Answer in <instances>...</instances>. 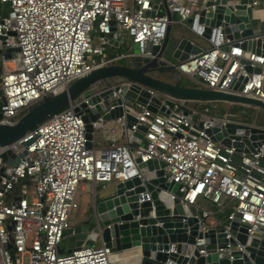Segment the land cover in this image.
<instances>
[{
    "label": "built area",
    "instance_id": "1",
    "mask_svg": "<svg viewBox=\"0 0 264 264\" xmlns=\"http://www.w3.org/2000/svg\"><path fill=\"white\" fill-rule=\"evenodd\" d=\"M206 2L166 0L170 18L161 9L164 0H0V48L18 49L12 59L2 57L0 123L16 120L19 112L44 95L56 94L96 67L122 58H153L148 47L161 46L173 24L183 26L202 48L177 62L175 69L182 78L194 86L264 100V48L259 53L244 48V39L228 36L222 25L211 26L207 32L208 25L201 20L202 11L208 12ZM260 4L253 0L254 9ZM111 21L118 34L117 47L130 41L123 52L106 51L116 47L109 43ZM95 27L101 43L93 46L90 32ZM243 60L260 71H248ZM236 85L242 89L234 90ZM79 105L80 100L36 126L24 139L0 149V153L14 152L23 140L35 137L16 165L0 157V264H115L114 254L103 243L66 253L60 251V244L64 231L73 225L71 212L79 207L80 182L104 185L141 176L138 157L143 162L157 158L165 163V180L178 183L181 201L202 210L199 232L216 228L235 239V244L229 242L217 252L249 254L237 240L239 230H231L236 218L239 227L246 228L248 240L262 242L264 147L256 153H239L215 140L210 124L221 121L219 133L228 123L246 124L236 113L206 111L175 99L168 105V114L136 106L130 111L138 122L131 129L136 131L138 124L147 126L144 146L127 135L125 117L108 121L100 117L92 122L94 134L103 132L105 141L111 143L96 146L93 138L92 147H87V112L76 110ZM202 200H212L217 210L203 208ZM230 207L224 219L217 218L216 213ZM11 236L13 255L7 248ZM196 247L200 255H207L204 238L196 239ZM174 252L176 245L171 244L169 253ZM165 264L175 262L168 258Z\"/></svg>",
    "mask_w": 264,
    "mask_h": 264
},
{
    "label": "water",
    "instance_id": "2",
    "mask_svg": "<svg viewBox=\"0 0 264 264\" xmlns=\"http://www.w3.org/2000/svg\"><path fill=\"white\" fill-rule=\"evenodd\" d=\"M206 6L208 12L202 11L201 20L208 25L207 32L211 31V26L222 25L228 36L244 39V48L257 53L264 48V30H256L253 26V0L230 3L228 0H207ZM161 9L171 18L166 0ZM111 30L109 43L117 47L118 34L114 21H111ZM170 32L171 26L168 27L161 46L148 47L155 55L153 58H122L114 64L96 67L56 94L44 95L19 112L16 120L0 123V149L24 139L36 126L79 100L80 105L76 110L84 109L87 112L84 115L87 147L93 145L92 122L100 117L105 121L125 117L127 135L135 144L144 146L147 126L138 124L136 131L131 129L138 122L130 111L136 106L145 107L153 113L168 114L171 111L168 105L172 106L175 99L192 103L236 105L241 107L243 113L247 109L264 112V100L258 98L179 84L183 78L175 69L177 62L202 51V48L189 34L177 39L170 38ZM133 48L138 52L137 43H134ZM17 51L18 49L0 48V83L4 69L2 57L12 59ZM243 62L248 71H260L259 67L251 68L248 60ZM233 88L241 90L242 85ZM205 110L209 111V108ZM215 113L218 111L215 110ZM196 120L195 114L193 121ZM210 124L214 125L212 130L216 132L213 138L223 145L235 147L239 153H256L264 147V128L260 126L228 123L223 127L224 132L219 133L222 122L215 120ZM34 140L35 137L23 140L17 150L12 152L8 149L0 153V157L8 164L16 165L27 153L26 147ZM136 162L141 176L114 183L113 195L96 197L90 208L91 213L64 231L63 239L68 241L69 252L82 245L93 246L99 240L113 254L140 249V264H165L168 258L175 264H264V235L261 243L257 238L248 240L246 228L239 227V218H236L230 225L231 230H239L237 240L246 245L249 254L241 250H233L231 254L217 252V248L226 247L229 242L235 244V239H228L227 232L217 231L216 228L199 232L200 220L203 219L202 210L198 211L196 206L181 201L182 193L178 189V183L165 180L163 161L154 158L143 162L138 157ZM164 191L173 195L171 203L161 198ZM209 202L215 205L212 200ZM7 228L12 231L13 225H8ZM197 238L205 239L206 256L200 255L196 247ZM171 244L176 245L174 253H169ZM7 248L13 255L12 236Z\"/></svg>",
    "mask_w": 264,
    "mask_h": 264
},
{
    "label": "rangeland",
    "instance_id": "3",
    "mask_svg": "<svg viewBox=\"0 0 264 264\" xmlns=\"http://www.w3.org/2000/svg\"><path fill=\"white\" fill-rule=\"evenodd\" d=\"M202 1V0H200ZM233 1H239V0H233ZM261 4L259 6H257L254 9L253 12V26L254 29L256 30H260L263 31L264 30V0H260ZM175 16L177 17V15L175 14ZM175 17V18H176ZM91 37H92V44L93 46L99 45L101 43L100 41V34L97 30V27H95L94 30H92L90 32ZM190 35L193 39V35L188 33V31L183 27V26H178L176 24L172 25V29L170 32V38H177L179 39L182 36L185 35ZM199 44H201V42L199 40H196ZM130 44V41H124L123 43H121V45L119 47H114V48H110L107 50L108 54H113L115 52H123L127 49V46ZM183 81H187L186 78H183ZM189 82V81H188ZM189 105H192L191 103H188ZM215 107H217L218 109V113H222L223 109L228 108V104L226 103H221V104H212ZM226 112V111H225ZM223 112V113H225ZM236 116L244 123L246 124H252L254 126H260L262 128H264V113L260 112V111H253L251 116L249 117L250 120H247V118H244L243 115L236 114ZM261 123V124H259ZM100 139V138H99ZM98 139V133H95V144H97V142L99 141ZM97 141V142H96ZM84 181L80 182V186H79V191H78V200H79V207L73 209V211L71 212V220L74 223L79 222L80 220H82L85 216H87L88 214L91 213V207L89 208L90 205V201L92 200V194L91 192L88 191H83L81 189V187L84 185ZM114 189H115V184L114 182H107V183H100L97 186L96 192H98V194H100L101 196L99 198H105L108 196L113 195L114 193ZM30 197V195H29ZM201 206L203 208H206L208 210L211 211H215L217 210V206L213 205L212 203H208L205 201H201ZM231 209V207H230ZM218 215V213L216 214V216ZM97 244H100V241L97 240ZM60 251L62 253H66L69 252V248H68V241L67 239H63L62 243L60 244Z\"/></svg>",
    "mask_w": 264,
    "mask_h": 264
},
{
    "label": "trees",
    "instance_id": "4",
    "mask_svg": "<svg viewBox=\"0 0 264 264\" xmlns=\"http://www.w3.org/2000/svg\"><path fill=\"white\" fill-rule=\"evenodd\" d=\"M112 49V48H114V47H107L106 48V51L108 50V49ZM187 81H181L179 84H181V85H189V86H194L195 84L193 83V82H191L189 79H186ZM189 81V82H188ZM188 103H191V104H194L195 106H197V107H199V108H201V109H204L205 110V108H209V110L210 111H218V109H217V107H215L214 105H212V104H221V103H217V102H211V103H208V104H205V103H192V102H188ZM225 111H230V112H233V113H236V114H241V115H243L244 116V118H247V120H250V116H251V114H252V112L253 111H256V110H254V109H247V112L246 113H243L242 112V109H241V107H239V106H236V105H228V108H226V109H223V112H225ZM219 112V111H218ZM222 112V113H223ZM260 112H262V111H260ZM264 113V112H263ZM259 124H261V123H259ZM230 212V208L227 210V211H225V212H223V213H218V215H217V218H219V219H224L225 217H226V215L228 214Z\"/></svg>",
    "mask_w": 264,
    "mask_h": 264
},
{
    "label": "bare ground",
    "instance_id": "5",
    "mask_svg": "<svg viewBox=\"0 0 264 264\" xmlns=\"http://www.w3.org/2000/svg\"><path fill=\"white\" fill-rule=\"evenodd\" d=\"M161 198L168 203H171L172 197L168 192H162ZM115 264H140L141 253L140 249L116 253L113 255Z\"/></svg>",
    "mask_w": 264,
    "mask_h": 264
},
{
    "label": "crops",
    "instance_id": "6",
    "mask_svg": "<svg viewBox=\"0 0 264 264\" xmlns=\"http://www.w3.org/2000/svg\"><path fill=\"white\" fill-rule=\"evenodd\" d=\"M176 16L175 15H173V18H175ZM177 25V24H176ZM179 26V25H178ZM181 26V25H180ZM171 29H172V27H171ZM189 33V32H188ZM201 42V45H205L204 44V42L203 41H200ZM98 133V139H99V141L97 142V144H95L96 146H108L110 143H111V141H105V135L106 134H104L103 132H101V131H99V132H97ZM121 140H119L118 142H120ZM94 143H95V134H94ZM98 184H100V183H98ZM98 184H94V183H92L91 185H89L88 183H84V185L81 187V189L83 190V191H88V192H91V194H92V200L90 201V205H89V208L90 207H92L93 206V204H94V201H95V199H96V197H100L101 195L100 194H98V192H96V189H97V186H98ZM202 201H204V200H202ZM205 202H208V201H205ZM201 203V202H200ZM209 203V202H208ZM214 205V204H213ZM217 214V213H216ZM211 219H214V218H210V220ZM74 223V222H73Z\"/></svg>",
    "mask_w": 264,
    "mask_h": 264
},
{
    "label": "flooded vegetation",
    "instance_id": "7",
    "mask_svg": "<svg viewBox=\"0 0 264 264\" xmlns=\"http://www.w3.org/2000/svg\"><path fill=\"white\" fill-rule=\"evenodd\" d=\"M86 218V217H85Z\"/></svg>",
    "mask_w": 264,
    "mask_h": 264
}]
</instances>
